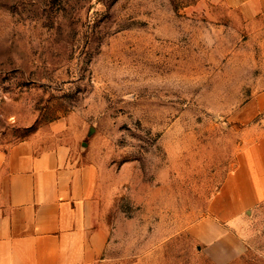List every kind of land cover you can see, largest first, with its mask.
Wrapping results in <instances>:
<instances>
[{
    "label": "rangeland",
    "instance_id": "374dc122",
    "mask_svg": "<svg viewBox=\"0 0 264 264\" xmlns=\"http://www.w3.org/2000/svg\"><path fill=\"white\" fill-rule=\"evenodd\" d=\"M25 140L87 167L108 241L93 264H264V189L236 217L222 213L232 178L217 197L243 148L245 173L258 167L243 192L264 184L258 15L211 0H0V206L4 154ZM203 217L209 241L189 230Z\"/></svg>",
    "mask_w": 264,
    "mask_h": 264
},
{
    "label": "crops",
    "instance_id": "0c3cea01",
    "mask_svg": "<svg viewBox=\"0 0 264 264\" xmlns=\"http://www.w3.org/2000/svg\"><path fill=\"white\" fill-rule=\"evenodd\" d=\"M211 2L237 9L248 18L258 15L264 22V0ZM246 150L237 153L217 193L220 197L231 178L235 181L231 202L222 211L232 217L246 207L247 196L264 189V184H254V192H243L244 182H255L258 168L253 164L249 169L254 175L245 173L240 158ZM2 165L6 183L0 206V264H93L101 257L108 241L97 219L94 193L87 187L86 166L71 163L61 147L38 150L30 140L7 147ZM209 220L203 217L189 230L203 241L214 239L217 233L204 228Z\"/></svg>",
    "mask_w": 264,
    "mask_h": 264
}]
</instances>
